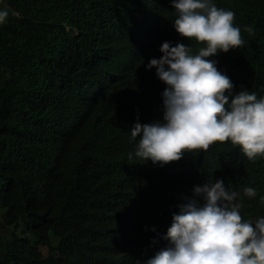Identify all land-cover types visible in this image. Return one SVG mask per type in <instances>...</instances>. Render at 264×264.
Returning <instances> with one entry per match:
<instances>
[{"label":"trees","instance_id":"trees-1","mask_svg":"<svg viewBox=\"0 0 264 264\" xmlns=\"http://www.w3.org/2000/svg\"><path fill=\"white\" fill-rule=\"evenodd\" d=\"M5 1L0 264H145L167 246L177 205L210 179L239 193L244 220L264 217V156L230 141L163 166L135 156L134 124L163 119L167 85L149 61L164 42L204 46L175 30L170 0ZM212 3L235 14L245 44L206 59L233 95L264 97V0Z\"/></svg>","mask_w":264,"mask_h":264},{"label":"clouds","instance_id":"clouds-1","mask_svg":"<svg viewBox=\"0 0 264 264\" xmlns=\"http://www.w3.org/2000/svg\"><path fill=\"white\" fill-rule=\"evenodd\" d=\"M170 2L177 14L175 30L204 46L193 54L191 46L164 42L161 58L149 61L147 68H155L167 85L163 119L134 124L131 138L139 140L135 156L163 166L228 141L249 160L264 156V97L248 90L233 95L230 78L217 70V61L206 59L245 44L240 28L233 26L235 14L212 0ZM7 16L6 10L0 11V24ZM245 31L251 35L254 30L246 26ZM243 191L248 197L257 194L252 187ZM192 192V198L177 205L179 214L173 215L163 237L167 246L145 264H264V217L244 220L239 193L226 189L222 180L210 179Z\"/></svg>","mask_w":264,"mask_h":264},{"label":"rangeland","instance_id":"rangeland-1","mask_svg":"<svg viewBox=\"0 0 264 264\" xmlns=\"http://www.w3.org/2000/svg\"><path fill=\"white\" fill-rule=\"evenodd\" d=\"M6 10L7 12H9V6L6 3L5 0H0V11H4Z\"/></svg>","mask_w":264,"mask_h":264}]
</instances>
